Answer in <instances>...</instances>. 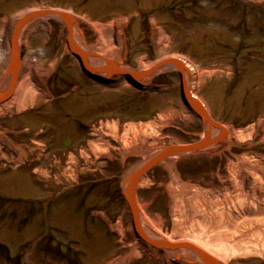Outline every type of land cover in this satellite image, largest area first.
Returning <instances> with one entry per match:
<instances>
[{"label":"rangeland","instance_id":"obj_1","mask_svg":"<svg viewBox=\"0 0 264 264\" xmlns=\"http://www.w3.org/2000/svg\"><path fill=\"white\" fill-rule=\"evenodd\" d=\"M259 1L0 0V32L13 31L30 11L59 9L80 22L83 36L75 39L85 51L103 54L94 24L109 37L115 23L122 42L104 56L133 71L161 66L126 87H118V77L107 84L89 80L80 59L67 50L61 18L46 14L22 24V73H31L29 83L41 89L21 106L0 105V264H167L175 250L137 240L130 194L144 227L163 240L177 231L175 243L184 242L180 235L189 227L202 232L204 224H216L211 206L227 214L220 201L245 199L242 207L230 208L234 218L264 214V0ZM156 23L164 30L161 46ZM174 54L197 66L195 91L231 142L169 156L141 172L140 186H127L128 174L154 152L202 139L203 123L184 104L175 66L162 64ZM111 85L114 90L106 91ZM151 123L154 129L144 128ZM129 124L137 127L136 138L128 146V135L125 146L121 135ZM85 125L91 126L83 136ZM45 140L54 141L51 151L38 154L35 147L42 149ZM103 145L105 153L97 154ZM226 226L230 236L233 223ZM246 227L240 242L252 247L251 254L224 264H264V223ZM182 252L177 254L195 260Z\"/></svg>","mask_w":264,"mask_h":264},{"label":"bare ground","instance_id":"obj_2","mask_svg":"<svg viewBox=\"0 0 264 264\" xmlns=\"http://www.w3.org/2000/svg\"><path fill=\"white\" fill-rule=\"evenodd\" d=\"M30 12L34 13V11H30ZM37 14H39V16L40 15L43 16L47 14L52 17H55V16H58L59 18L62 17L63 23H65V30H67L69 34V39L67 41L68 42L67 50L71 53L72 56H74V53L80 54L81 58L84 60L83 66L85 67V70H88L89 72L94 73L97 76L100 75L105 78L109 76V79H112L113 82L114 80L116 81L118 80V78H120L121 82L118 83V87H126L128 83H130V80L124 77L125 75H128L130 78H133L134 81L136 79L144 80L146 79V76H151L152 74L155 73V71H158L161 68V66L159 65V62H156L155 64L151 66H146L147 68H145V70L133 71L129 68H125L122 62L114 61L113 59H110V57L104 56L103 54H106L107 52L115 53V51H117L115 42H119V43L122 42L121 34H120L121 31L119 32L118 30H116V27L121 28V26H118V25L116 26L115 23L113 24L114 26L113 30L115 31L113 35L109 37L108 36L104 37V35H102V31L105 32L104 26L98 25V23L94 24L95 30L98 31L99 34L102 36L100 39V43H99L100 50H102L103 52V54H101L97 51L94 52L92 50V52H90V51H85V49H83L79 41L75 39L76 34H78L79 37L83 36L82 30L79 28L81 24L79 21L74 19L72 16L68 15L66 11L64 12L57 11L56 9L54 10L46 9L44 11L42 9H39V11H37ZM26 16L27 15L25 14V17ZM18 20L19 19H17V21L14 22L13 31L11 30L10 32L11 34L7 33V30L5 28L1 30L0 32V67L2 69V74H1L2 76L0 78V81H1L0 82V95L10 90L11 88L10 82L13 79L17 80L16 81L17 83H14L15 84L14 88L11 89V92H10L11 94L10 95L4 94V97L0 98V103H1L0 105H2L3 103L5 105L4 107H7V108L10 107L14 103L21 106L22 101H24V99L27 100L26 98L30 94L36 95L38 90L41 89L40 86L39 87L37 86V84H33L31 82L29 83L31 73L23 74L22 73L23 64L22 62L21 63L19 62L18 64V61H17L18 56H19L18 50L20 48L19 42L21 39V32L23 28H25V25H22V20L21 19L19 21ZM153 28H154V33L158 34V36L160 37L158 42L161 46L162 41L164 39V30L163 28L159 27L157 23L156 25L155 24L153 25ZM7 35H10L8 38L9 40L8 42H5L7 41L6 40ZM174 55H177V54H174ZM166 60H164L162 64L171 63L172 65H174L177 75L182 74L184 77L185 76L187 77V75H189V77L187 78L188 83L187 81L180 83L181 94L184 93L187 95L186 103L184 101V104L187 107L190 106L192 107L194 111H197L203 115L202 123H203L204 129H203V135H202L203 139L202 140L203 141L207 140V147L213 146L217 148V145L221 144V145H225V147L227 148L229 146V143L231 142L229 140V135H230L229 132L223 131L220 125L218 124V122L215 121V119L213 118V113L209 110V107L206 101H204L203 97H200V100H202L203 103H205V105L208 107L206 112L203 111V109L198 103H195L193 101L195 87L193 86V84H191V80L193 79V76H194V74L192 73H195V71L193 72L190 68H188L187 65H185V63L182 64L180 62H174V60L172 59H166ZM194 70H196V74L198 78L200 79V74L197 69V66H195ZM117 74L120 75V77H118ZM195 81H196V78H195ZM146 82L149 83L148 80ZM139 84L143 85L142 82H139ZM113 85L107 86L105 88L106 91L114 90ZM145 86H148V85H145ZM149 86H152V85H149ZM189 91H192L191 94H189ZM112 127L114 128V133L112 134V136L115 138H118L117 137L118 133L116 132L117 130L116 124H113ZM155 127L156 125H154V123H151L145 126L144 128L148 130H152V128L154 129ZM127 128L123 131V134L121 135L123 139V145L125 146L127 145V142H128L127 141L128 135L131 136V138L133 139L134 137L136 138V132H137V127L134 125L129 124V128L128 129ZM220 130L223 131V134L221 133ZM97 135H100L99 131L97 132ZM133 141L134 139L130 140L128 142V146H131L130 144H133L132 143ZM125 146L124 148H126ZM105 151H106V147L103 145L99 148L97 154L105 153ZM135 152L137 154L140 153V151L138 150L131 151V153H135ZM72 153H74V150H72L68 154L72 155ZM164 153H167V152L163 149H160L159 152H154L153 155L146 161L145 164L150 163V161L154 159L157 160L155 164H159L161 161H165L169 159V156H172L170 154L167 156H164ZM141 155L144 156L143 153ZM142 170L143 168H141V170L137 169V170L131 171L128 174V177L124 180L125 185L131 186L132 184H134L138 186V184H136L137 180H133V177L137 172H141ZM138 182L140 181L138 180ZM140 185H141V182L139 183V186ZM130 202L134 204V206H137L135 204L136 203L135 199H133ZM244 203H245V199H242L240 201L236 200V202L233 201L232 204L229 203L228 201L226 202L220 201L219 204L217 203V205H219L220 207L221 205L225 207V211L228 212L227 214H225L224 211L220 212L219 210L214 209L215 205L213 207L211 206V208H208V210L210 214L213 213L214 215H216L215 216L216 224L212 225V227L210 225L208 226L204 224L205 230H203L202 232H198L196 230H193V227H189L188 229L189 231L186 230L183 235H180L184 242L177 243V244L175 243L174 240H172V237L176 235L177 231L173 232L171 234V237L167 236L166 237L167 240L163 241L161 237L157 236L156 234L154 235L151 234L149 230L147 229V227H144L146 226V224L142 221L141 213L137 212L136 218L134 219V223H136L135 227L137 231L136 236H140V235L142 236L143 234V239L144 238L148 239L151 243L155 244V246H158V247H162V248L165 247L167 249L175 250V252L183 251L182 253H184L185 251L186 255L192 257V259H196V261L198 262L202 261V262H206L209 264H224L223 263L224 261H228V260L232 261L236 257H240L244 254L246 255V251H248V254H251L252 247L242 244L243 242H240V239L242 238L245 230H248V227L246 226H248L251 221L254 222V225L258 224L259 222L264 223V214L258 216V215H251V214L249 215V213L245 212L243 216L240 215L241 218L237 217L236 215L234 218L233 214L235 213H233L230 208L232 206L242 207ZM176 222L178 223V221ZM227 223L228 224L233 223V227H232L233 229L230 232V236H228L225 233ZM261 233L264 234V231L263 232L261 231ZM185 241L190 242L192 244H187Z\"/></svg>","mask_w":264,"mask_h":264},{"label":"water","instance_id":"obj_3","mask_svg":"<svg viewBox=\"0 0 264 264\" xmlns=\"http://www.w3.org/2000/svg\"><path fill=\"white\" fill-rule=\"evenodd\" d=\"M27 16L24 18V19H22V24L23 23H26V21L28 20V19H30V18H32V17H35L36 15H37V12L36 13H29V14H26ZM75 54H78V53H75ZM78 57L80 58V56L78 55ZM81 59V58H80ZM17 61H18V64H19V56H18V59H17ZM81 61H82V59H81ZM82 63H83V61H82ZM84 70H85V68H84ZM86 72H88L90 75H92L93 77H95L96 79L97 78H99L98 76L96 77V76H94L93 74H91L88 70H86ZM181 75V77H182V83L184 82V77H183V75L182 74H180ZM125 78H128L131 82H135L134 80H133V78H130L128 75H125L124 76ZM16 79H13L11 82H10V84H11V88H10V90L5 94V95H10L11 93V89L12 88H14V86H15V84L14 83H16ZM192 81V80H191ZM183 94V98H184V101H185V103H186V101H187V95L186 94H184V93H182ZM1 97H4V94H1L0 95V98ZM197 113H199V112H197ZM199 115H200V117H201V119L203 120V118H202V114H200L199 113ZM222 134H223V132H222ZM207 146V140H202V141H199L198 143H196V144H192V145H188V146H169V148H167V149H165V151L167 152V153H164V156H167V155H169V154H175V153H179V152H189V151H195V150H198L199 148H203V147H206ZM157 162V160H151L150 161V163H147L144 167H143V170L141 171V172H143L144 171V169L147 167H150V166H152L151 164H155ZM141 172H137L135 175H134V177H133V180H138L139 179V177H140V175H141ZM132 186V185H131ZM129 191H132V189L130 188V190ZM129 193H131V192H129ZM130 200L129 201H132L133 200V198H132V195L130 194ZM130 204H131V207H132V211H133V214H135V217L134 218H136V215H137V213H136V208H135V206H134V204H132L131 202H130Z\"/></svg>","mask_w":264,"mask_h":264},{"label":"flooded vegetation","instance_id":"obj_4","mask_svg":"<svg viewBox=\"0 0 264 264\" xmlns=\"http://www.w3.org/2000/svg\"><path fill=\"white\" fill-rule=\"evenodd\" d=\"M54 103H56L55 101H54ZM87 126H89V125H85V126H83L81 129H83L82 131H84V133L82 134L83 136L86 134V128H87ZM91 126V125H90ZM90 126H89V128H90ZM52 130V129H51ZM81 132V131H80ZM43 135L44 134H42L41 136H39L38 138H39V140H42L43 139ZM96 135H97V133H96ZM54 141L52 140V141H50V140H45V143L46 144H44V146H43V148L42 149H40V148H38V147H35L39 152L38 153H40V152H49V151H51L50 149H51V146L52 145H49V143H53ZM48 143V144H47ZM73 148V145L71 146V149ZM69 149V148H68ZM70 149V150H71ZM74 150V149H73ZM77 150V149H76ZM43 152H42V154H43ZM83 178H85L84 177V175H83ZM85 180H88L87 178H85Z\"/></svg>","mask_w":264,"mask_h":264}]
</instances>
